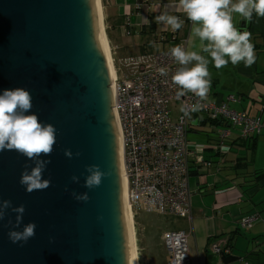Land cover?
<instances>
[{
    "label": "water",
    "instance_id": "1",
    "mask_svg": "<svg viewBox=\"0 0 264 264\" xmlns=\"http://www.w3.org/2000/svg\"><path fill=\"white\" fill-rule=\"evenodd\" d=\"M90 7L91 0H0V91L28 90L30 113L56 128L53 151L44 157L51 161L43 174L47 189L26 192L21 172L35 160L0 151V202L24 205L15 230L37 225L26 243H13L8 232L17 214L7 210L0 264H127L116 129ZM90 165L107 173L92 189L84 187ZM73 192L89 199L77 201Z\"/></svg>",
    "mask_w": 264,
    "mask_h": 264
},
{
    "label": "crops",
    "instance_id": "2",
    "mask_svg": "<svg viewBox=\"0 0 264 264\" xmlns=\"http://www.w3.org/2000/svg\"><path fill=\"white\" fill-rule=\"evenodd\" d=\"M177 3L178 0H100L102 20L104 15L106 24L117 33L116 37H110L117 44L112 47L113 54L118 52L126 58L133 55L130 49L134 47L138 49L136 55H140L172 48L181 42L186 50H198V41L190 38L191 22L175 10ZM164 12L183 19L182 28L173 32L169 26L157 24L155 18ZM233 22L238 29L243 27L242 30L251 32L256 61L251 67H244L241 62L216 69L224 77L217 73L211 76L212 86L205 102L226 104L230 110L248 112L264 122V17L254 14L252 22L245 26L234 14ZM150 26L154 27L153 33H142ZM164 35H172L176 43L169 42ZM151 42L160 44L156 50L146 51ZM209 67H213L211 63ZM233 104L246 109L236 111ZM198 118V126L188 137L190 214L174 219L170 226H151L150 234L144 226L138 229L139 239L134 228L138 264L139 255L143 257L140 264H164L168 253L162 235L174 230L188 235V264H264V226L260 221L264 220V129L248 139H242L237 130L231 129L228 139L216 149L215 129L228 128V124L211 123L203 115ZM253 214L259 220L243 229L241 219ZM214 243L227 248L231 259L228 263L211 252Z\"/></svg>",
    "mask_w": 264,
    "mask_h": 264
},
{
    "label": "built area",
    "instance_id": "3",
    "mask_svg": "<svg viewBox=\"0 0 264 264\" xmlns=\"http://www.w3.org/2000/svg\"><path fill=\"white\" fill-rule=\"evenodd\" d=\"M178 45L184 47L183 42ZM170 49L126 57L114 65L113 110L121 134L130 209L134 212V205L141 204L149 212L178 220L190 214L188 137L199 124L198 115L211 123L228 124V128L215 129L216 149L228 139L231 129L237 130L242 139H248L260 134L264 122L260 117L230 110L226 104L205 101L202 111L184 116L181 106H190L198 98L188 93L181 100L176 99L177 89L171 77L179 66L170 57ZM161 68L165 75H161ZM258 220V215L253 214L241 219L240 226L248 229ZM260 221L264 226V220ZM162 243L168 253L164 264H188L186 232H165ZM210 250L216 255L228 254L227 248L218 243L212 244Z\"/></svg>",
    "mask_w": 264,
    "mask_h": 264
},
{
    "label": "clouds",
    "instance_id": "4",
    "mask_svg": "<svg viewBox=\"0 0 264 264\" xmlns=\"http://www.w3.org/2000/svg\"><path fill=\"white\" fill-rule=\"evenodd\" d=\"M175 10L182 12L191 22L190 38L198 41V50H186L182 45H177L169 51L170 57L179 66L171 77L177 89L176 99L181 100L188 93L198 98L190 106L180 108L184 116L189 117L191 113L202 111V101L207 99L211 90L210 63L218 70L229 63L236 66L242 62L244 67H251L255 63L251 32L242 30L243 27L238 29L233 20L234 14L238 15L246 26L252 22L254 14L264 17V0H178ZM155 22L169 26L173 32L184 24L183 19L168 12L157 16ZM159 71L161 75L166 74L163 68ZM32 106V96L24 88L0 91V151L16 150L28 160H35L34 166H26L21 172L19 181L29 193L50 186L51 181L45 179L43 174L51 161L44 157L50 156L56 143V128L52 124L38 122V116L30 113ZM65 155L71 157L72 153L65 150ZM86 171L88 175L84 187L88 189L99 186L107 175L98 165L87 166ZM71 179L79 182L77 176ZM72 195L77 201L89 199L87 192H73ZM9 208L17 215L8 237L13 243H26L35 235L37 225L29 222L22 230H15L22 224L25 207L22 204L13 207L9 200L0 202V220L4 219Z\"/></svg>",
    "mask_w": 264,
    "mask_h": 264
},
{
    "label": "bare ground",
    "instance_id": "5",
    "mask_svg": "<svg viewBox=\"0 0 264 264\" xmlns=\"http://www.w3.org/2000/svg\"><path fill=\"white\" fill-rule=\"evenodd\" d=\"M91 11L93 14V37L96 41L97 48L101 59L103 60L104 68L108 74L109 97H110V114L116 129V161L119 169V182L121 192V202L124 219L125 231V247L127 264H138L136 260V247L134 230L132 223V210L128 203L127 185L124 176V165L122 159V144L119 123L117 121L116 113L113 110V82L115 79V68L111 57L110 47L106 35L104 33V25L102 22L100 0H91Z\"/></svg>",
    "mask_w": 264,
    "mask_h": 264
},
{
    "label": "rangeland",
    "instance_id": "6",
    "mask_svg": "<svg viewBox=\"0 0 264 264\" xmlns=\"http://www.w3.org/2000/svg\"><path fill=\"white\" fill-rule=\"evenodd\" d=\"M102 13H103V10H102ZM103 25H104V33L106 35V38H107V41H108V45L110 47V51H111V57H112V61L114 60V65H119L120 64V60L123 59V56L120 55L118 52L115 54H113L112 52V47L116 48L117 47V44L116 42H112L110 37L112 35V37H116L117 33L116 32H113L111 30L112 27H110L109 25L106 24V22L104 21V15H103V20H102ZM113 32V33H112ZM149 41V40H148ZM152 43V42H151ZM150 43H148L146 46H149L146 51L148 50H151V51H154L157 49L158 47V44L160 43H155L154 44L152 43L151 45H149ZM153 46H156L155 48H153ZM163 46V45H162ZM169 48V47H168ZM153 49V50H152ZM138 49L136 47L134 48H131L130 49V55L132 56H137L136 53L138 54ZM132 53V54H131ZM113 65V67H114ZM209 71H210V74L211 76L214 75L215 73H217L218 75H221V77H224L223 74H220L219 71H216V68L215 67H212L210 68L209 67ZM121 74V73H119ZM244 107V109H246V106H242L240 108V106H237L236 104H233L232 105V108L235 109L236 111H239L240 109H242ZM248 111V110H247ZM247 113V115L249 116H254L253 114H249L248 112H245ZM177 112L174 111V116H176ZM258 115V114H257ZM134 212H132V223H133V234H134V238H135V229H136V237L137 239H139V232H138V229H143L144 226L146 227L147 226V232L148 234H150V232H152V228L151 226H154V225H157V226H170V222H172L174 220V218H171V217H166V216H161V215H158L157 213L155 212H149L147 211L144 207H142L141 204L139 205H134V208H133ZM135 213V215H134ZM133 215H134V218H133ZM135 228V229H134ZM145 234V233H144ZM137 246H138V242H137ZM138 250H139V246H138ZM138 252V255H139V251ZM141 254V253H140ZM141 256V257H140ZM142 255H139V264H140V260L142 259ZM136 260H137V255H136Z\"/></svg>",
    "mask_w": 264,
    "mask_h": 264
},
{
    "label": "trees",
    "instance_id": "7",
    "mask_svg": "<svg viewBox=\"0 0 264 264\" xmlns=\"http://www.w3.org/2000/svg\"><path fill=\"white\" fill-rule=\"evenodd\" d=\"M145 32L153 33L154 32V27L153 26H150L149 28H147V29H145V30L142 31V33H145ZM164 36L168 37V39L166 38V40H168L169 42L176 43V40H174L175 38L173 39V36L172 35L171 36L164 35ZM142 50L145 51V48H142ZM221 257H222V259H223V261L225 263H228L231 260L230 257L228 256V254H223L222 253L221 254Z\"/></svg>",
    "mask_w": 264,
    "mask_h": 264
}]
</instances>
